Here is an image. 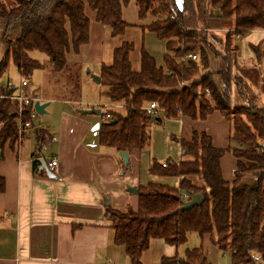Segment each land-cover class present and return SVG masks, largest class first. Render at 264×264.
<instances>
[{"label": "trees", "instance_id": "16d2710c", "mask_svg": "<svg viewBox=\"0 0 264 264\" xmlns=\"http://www.w3.org/2000/svg\"><path fill=\"white\" fill-rule=\"evenodd\" d=\"M130 1L0 0V79L11 61L23 78L42 70L44 64L32 56L35 52L46 55L54 72H63L68 55H80L81 48L90 42V12L96 22L112 29L114 37L122 36L129 27L122 10ZM136 4L142 20L151 18L144 28L166 41L165 67H159L143 50L141 71L134 72L130 61L134 45L125 42L114 51L113 63L101 66V97L106 106H122L125 113L109 108L112 119L101 120L99 143L131 154L148 149L152 128L162 126L166 120L182 116L205 120L219 111L232 122V139L239 147L217 148L206 132L193 131L190 141L172 137L182 149L181 160L169 159L163 167L154 159L151 173L179 179L178 188L155 183L139 187L137 211L128 207L123 212L106 205L114 243L125 248L132 264H141L151 240L163 239L179 247L195 233L219 251L229 253L233 264H257L256 252L264 264V106L248 100L243 78L235 73L236 67L245 66L236 40L254 30H264V0H183L181 7L176 0H136ZM217 44L224 45V53ZM252 49L256 60H260L259 47ZM189 54L197 59H186ZM232 54H238L240 66L233 65L229 57ZM213 59L223 64L217 74L211 71ZM199 75V81H194ZM215 75L223 79L224 91L219 90ZM187 82L191 85L180 86ZM261 82L264 84V80ZM233 85L237 86L241 103L232 101ZM207 91L210 97H206ZM12 93L4 90L3 96ZM151 103L157 104L160 114L147 113ZM32 109V105L23 107L24 123L31 122ZM19 111L17 101L0 98L1 155L7 141L16 142L24 136L18 127ZM112 120L117 121L115 125L109 124ZM37 136L41 149L45 132L41 129ZM227 153L237 159L232 181L222 174L221 159ZM38 165L36 160V171ZM38 173L44 175L43 171ZM248 174L255 176V183L243 182ZM196 179L201 184H196ZM184 194L189 199L202 194L204 204L182 211ZM162 264L211 263L201 247L187 249L182 258L164 259Z\"/></svg>", "mask_w": 264, "mask_h": 264}, {"label": "crops", "instance_id": "0c3cea01", "mask_svg": "<svg viewBox=\"0 0 264 264\" xmlns=\"http://www.w3.org/2000/svg\"><path fill=\"white\" fill-rule=\"evenodd\" d=\"M176 3L181 7L183 0ZM122 17L129 27L124 35L114 37L109 26L96 22L91 16L90 42L76 55L77 59H82L79 64L89 66L99 76L101 66L111 65L114 51L128 42L134 45L130 55L134 72L141 71L143 50L164 68L166 41L144 28L151 18L139 17L136 0L123 7ZM236 42L244 71L251 74L238 72V75L242 74L243 81L252 90L247 91V95L261 100L257 85L264 80V30H254L242 39L237 38ZM252 47H259L260 60H256ZM222 69L221 60L213 59L211 71L217 74ZM214 79L219 90L224 91L223 79L218 75ZM230 94L233 103L238 104L240 96L236 85L231 87ZM30 95L34 97L33 93ZM76 101L64 100L67 107L56 127L42 129L45 136L41 149L38 131L31 134V139V135L25 133L27 129L20 140L7 141L3 146L0 154V264H132L125 248L114 243L112 222L105 212L106 201L123 212L128 207L137 211L138 196L128 188L138 189L150 183L178 186L179 179L156 177L151 173L154 159L160 163L181 160L182 149L174 144L172 137L190 141L193 131H199L210 135L217 148L235 146L232 122L219 111L205 120L182 116L154 126L150 147L129 154L130 166L126 169L120 152L99 143L101 116L82 114ZM105 102L87 101L86 110L104 106ZM113 108L124 110L122 106ZM48 134L50 138H46ZM50 158L58 160L53 171L47 168L53 176L49 177L46 171L44 175L39 174L41 164L39 162L36 171L34 162L44 159L47 166ZM236 165L237 159L229 153L221 159L224 179L234 180ZM255 181L252 174L243 179L246 184ZM177 255V247L163 239H153L141 256V264H162L164 259H174Z\"/></svg>", "mask_w": 264, "mask_h": 264}, {"label": "rangeland", "instance_id": "374dc122", "mask_svg": "<svg viewBox=\"0 0 264 264\" xmlns=\"http://www.w3.org/2000/svg\"><path fill=\"white\" fill-rule=\"evenodd\" d=\"M6 3L9 2V0H5ZM90 15L95 17L93 12H90ZM220 34L224 35L223 32H220ZM218 49L224 53L225 47L224 45L217 44ZM33 58L39 60L42 64H44V68L42 70L36 71L30 78H25L28 80L31 85L27 89V92L29 94H34V98L36 101H39L42 105L43 104H49L48 107L45 109V114L41 115L38 114L35 108L32 110V116H31V123L32 127L28 128L25 133L27 135H31L39 131L41 129L46 128H52L56 127L59 121V117L63 110L67 107L63 101L64 100H78L76 103H78L76 106L80 111L86 110V102L88 101H96L100 100L101 102H104L105 100L101 97V92L104 90V88L100 84H96L91 75H93V71L91 70L90 75H87V71L89 70V66H83L80 65L79 62H81L80 59L76 58V55L73 53L68 55V66L66 69L61 73H56L52 70V66L49 63L46 55L35 52L32 53ZM241 56V55H240ZM231 61L233 65H236L240 62H238V54L234 56L233 54L230 55ZM236 60V62H234ZM82 63V62H81ZM239 65V64H238ZM240 66V65H239ZM233 67V66H232ZM251 69H249L250 72ZM233 74H234V68H233ZM245 73L244 68L241 66L235 68V73L238 74ZM207 73V72H204ZM96 75V74H94ZM201 75V74H200ZM199 76H196L194 78V81H199ZM242 76V74H240ZM245 75H248L245 73ZM249 74L248 76H250ZM253 75V74H252ZM244 76V75H243ZM23 77L20 76L17 72L16 66L11 61L9 68L7 72L1 77L0 79V85H6V83L10 80L14 82L15 84L20 83L23 79ZM242 79V78H240ZM244 82V81H243ZM261 82V81H260ZM257 85L260 88L261 95L259 98L262 100H258V98H251L249 97L248 100L250 102L254 101L256 104H260V106H264V84L261 82ZM188 86L191 85V82H187L184 84H181L180 86ZM244 85L247 87V91H251V89H248L249 87L244 82ZM2 88V86H0ZM206 97H210L209 92H206ZM2 99L3 97L0 96ZM239 103H241L239 101ZM247 104V103H246ZM117 107V105H112L108 107L111 110L116 111L117 113H125L124 110L120 111L113 107ZM95 108V107H94ZM91 109V108H90ZM97 109L103 110V107H99ZM233 117V116H232ZM99 118V117H98ZM97 117L96 119L99 120ZM232 132H233V126H232ZM49 135V136H48ZM46 138H50V134H48ZM31 139L32 135H31ZM175 145H179L176 141L172 140ZM232 142L235 143V146H232V149H237L239 145L232 139ZM30 143H33L31 140ZM50 149V148H49ZM45 160L48 159L43 157ZM196 184H201V182L196 179L194 180ZM179 186V184H178ZM176 185L175 188H178ZM207 252L208 259L211 264H233L231 255L229 253H223L219 251L216 247L211 244L209 240H203L200 236L193 233L189 235L188 242L184 245H181L177 247L178 250V257L182 258L185 256L187 249H194V248H201ZM207 249V250H206ZM254 259L257 264H261V258L257 252L254 254Z\"/></svg>", "mask_w": 264, "mask_h": 264}, {"label": "built area", "instance_id": "2783aa9c", "mask_svg": "<svg viewBox=\"0 0 264 264\" xmlns=\"http://www.w3.org/2000/svg\"><path fill=\"white\" fill-rule=\"evenodd\" d=\"M186 59H197L196 55L193 54H189L187 55ZM2 86V88H0V96H2L3 98H8V99H12L18 102L19 107H20V111L18 114V122H19V128H20V133L23 132L25 129H28L31 127L32 123L31 122H26L24 123L22 121V111H23V107L24 106H28V105H32L34 108L36 99L30 95L27 92V89L30 87V82L28 80H23L21 83L19 84H15L12 81H8L6 83V85H0ZM4 90L6 91H12L13 95H7L6 97L3 96V92ZM146 111L148 114L150 115H158L160 114V110H158V106L156 103H151L149 106L146 107ZM102 114H101V119L103 121H109L112 119L111 114L108 112V107L106 105L103 106V110H101ZM58 166V160L56 158H50L47 162V168L50 171H53L56 167ZM167 163H163V167H166ZM183 197L189 200V197L187 195H183Z\"/></svg>", "mask_w": 264, "mask_h": 264}, {"label": "water", "instance_id": "95a60500", "mask_svg": "<svg viewBox=\"0 0 264 264\" xmlns=\"http://www.w3.org/2000/svg\"><path fill=\"white\" fill-rule=\"evenodd\" d=\"M91 73V70L89 69L87 71V75H90ZM93 81L96 83V84H100L101 83V79H100V76L98 75H91ZM49 104H41L39 101H36L35 102V105H34V108L35 110L37 111L38 114H45V109L46 107H48ZM82 114H85V115H94V116H101L102 112H101V109H97V108H91V109H88V110H82L81 111ZM116 120H112L111 122H109L110 125H115L116 124ZM99 127V125L97 126V128ZM120 156H121V159L124 163L125 166H128L129 165V154L127 152H121L120 153ZM40 164H41V171H46V173L48 174L49 177H52V173L47 169V166H46V162L44 159H40L39 160ZM128 191L133 193L134 195H136L138 193V189H134V188H128ZM109 204V201L107 200L106 201V205ZM204 204V198L202 196V194H195L193 195L189 200H187L186 202L183 203L182 207H181V210L182 211H189L193 208H196V207H201L202 205Z\"/></svg>", "mask_w": 264, "mask_h": 264}]
</instances>
